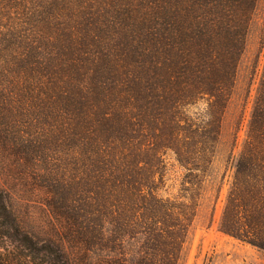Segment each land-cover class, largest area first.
Wrapping results in <instances>:
<instances>
[{"label": "rangeland", "instance_id": "rangeland-1", "mask_svg": "<svg viewBox=\"0 0 264 264\" xmlns=\"http://www.w3.org/2000/svg\"><path fill=\"white\" fill-rule=\"evenodd\" d=\"M241 24L234 0H0V190L21 227L73 264H104L102 211L138 227L156 197L183 226L177 264H264L221 227L261 96L264 0ZM195 32L218 34L221 52L242 45L230 83L180 72Z\"/></svg>", "mask_w": 264, "mask_h": 264}, {"label": "trees", "instance_id": "trees-1", "mask_svg": "<svg viewBox=\"0 0 264 264\" xmlns=\"http://www.w3.org/2000/svg\"><path fill=\"white\" fill-rule=\"evenodd\" d=\"M234 1L240 3L241 35H244L257 0ZM218 39L216 33L209 35L208 38L197 32L185 39L180 53V72L182 74L189 72L191 78L198 82L208 78L220 85L230 83L242 45L236 46L232 40V44L221 52L217 49ZM209 59L217 61V66L202 69V64ZM162 62L164 60L157 57L153 65L157 66ZM260 85L258 109L250 122L246 152L235 160L234 180L221 227L264 249V64ZM207 90L206 92L215 95L214 91ZM171 148L181 161L179 149L174 146ZM186 164H189V161L186 160ZM195 168L199 169L198 163H195ZM254 169L260 171L256 176L252 175L251 179L243 176L245 174L250 176ZM113 185L116 190H125L126 177L115 178ZM117 201H122L121 197L118 196ZM145 209V220L138 227L133 225L136 216L134 213V217H129L128 223L123 224L116 220L112 211H102L103 223L99 228L101 238L99 245L107 251L109 257L105 259L104 264H177L183 241L182 224L178 222L170 226L162 221L163 214L171 210L156 197H152V201ZM232 210L235 211L237 220L232 215ZM87 216L85 217L89 223L85 229L83 242L91 248L96 238V227L91 223V214L88 213ZM0 264H73L56 241L51 238L35 237L21 227L3 190H0Z\"/></svg>", "mask_w": 264, "mask_h": 264}]
</instances>
